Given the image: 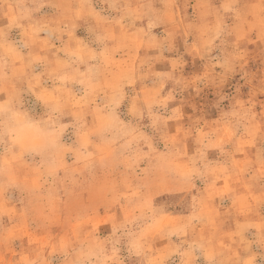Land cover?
Instances as JSON below:
<instances>
[{
    "label": "rangeland",
    "instance_id": "374dc122",
    "mask_svg": "<svg viewBox=\"0 0 264 264\" xmlns=\"http://www.w3.org/2000/svg\"><path fill=\"white\" fill-rule=\"evenodd\" d=\"M0 264H264V0H0Z\"/></svg>",
    "mask_w": 264,
    "mask_h": 264
}]
</instances>
